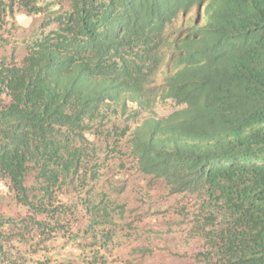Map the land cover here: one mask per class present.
<instances>
[{
    "label": "trees",
    "instance_id": "obj_1",
    "mask_svg": "<svg viewBox=\"0 0 264 264\" xmlns=\"http://www.w3.org/2000/svg\"><path fill=\"white\" fill-rule=\"evenodd\" d=\"M125 163L195 262L264 264V0H0V264L112 231Z\"/></svg>",
    "mask_w": 264,
    "mask_h": 264
},
{
    "label": "rangeland",
    "instance_id": "obj_2",
    "mask_svg": "<svg viewBox=\"0 0 264 264\" xmlns=\"http://www.w3.org/2000/svg\"><path fill=\"white\" fill-rule=\"evenodd\" d=\"M38 22L19 17L16 37L28 38ZM23 54L19 53V60ZM174 109L170 102L159 103L153 114L162 118ZM122 170L126 189L118 196L117 204L127 207L125 220H116L109 232L97 228L84 233L85 220L75 224L70 233L78 236L75 242L81 245L57 241L50 251L52 264H198L193 257L199 244L187 236L178 208L169 207L171 199L158 189L144 194L147 181L131 170L128 163Z\"/></svg>",
    "mask_w": 264,
    "mask_h": 264
}]
</instances>
